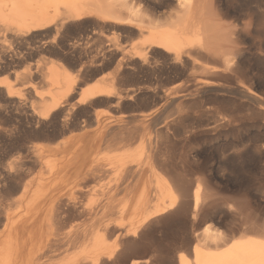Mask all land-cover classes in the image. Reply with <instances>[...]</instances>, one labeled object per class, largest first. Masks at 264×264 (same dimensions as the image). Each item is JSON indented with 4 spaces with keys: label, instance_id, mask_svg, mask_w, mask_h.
<instances>
[{
    "label": "bare ground",
    "instance_id": "obj_1",
    "mask_svg": "<svg viewBox=\"0 0 264 264\" xmlns=\"http://www.w3.org/2000/svg\"><path fill=\"white\" fill-rule=\"evenodd\" d=\"M160 1L147 9L140 0H0V39L5 43L0 42L13 45L7 44L8 49L4 46L7 50L0 53V66H23L18 73L12 70L16 73L12 80L0 78L5 97L19 103L23 91L30 89L38 99L35 103L39 101L38 111L33 110L35 103H29L32 112L37 111V119H58L65 125L70 124L72 115L87 108L84 106L105 103L111 109L123 105L127 109L140 94L157 97L161 93L164 104L181 101L209 89L214 77L234 71L231 64L237 55L233 52L236 46L232 51L223 47L229 39L222 27L228 11H222L218 0H175L173 11L158 13ZM210 59L214 62L211 67L205 62ZM194 71H199V76L190 80L189 72ZM174 73L188 78L164 88V81H173ZM90 79L93 81L88 83ZM17 82L20 86L15 88ZM246 92L252 94L248 89ZM17 103L13 104L18 108ZM145 115H137L139 127L144 126ZM131 118L124 113L96 112L80 118L78 127L76 123L81 131L76 142L59 144L57 151L63 155L44 157L42 150H35L47 169L35 180L28 177L23 181L21 194L13 201L20 211L0 213V264H52L40 260L47 249L51 247L54 252L56 246L62 249L61 256H66L55 264H102L119 252V245L112 247L108 242L116 232L123 239L130 237L126 245L133 246L141 229L163 214L175 208L197 214L203 187L196 185L191 195L190 183L180 175H172L170 181L162 173L165 161L156 157L155 165L151 143L130 144L136 136L133 133L138 134L133 124L128 127L129 119H137ZM144 127L139 128L141 137ZM32 161L35 165L36 160ZM24 166L20 164L15 171ZM71 169L75 176L69 180L66 177ZM97 180L101 181L96 184L98 197L84 202L83 195L93 190L89 186ZM43 184L50 185L44 189L40 187ZM111 215L133 219L125 225L111 224L106 219ZM204 233L200 245L178 253L177 264H264V233L229 241L209 228Z\"/></svg>",
    "mask_w": 264,
    "mask_h": 264
},
{
    "label": "rangeland",
    "instance_id": "obj_2",
    "mask_svg": "<svg viewBox=\"0 0 264 264\" xmlns=\"http://www.w3.org/2000/svg\"><path fill=\"white\" fill-rule=\"evenodd\" d=\"M140 1L144 6L147 5L145 6L147 9H150L154 1L157 0ZM218 1L222 11L229 13H227V17L223 18L225 21H222V23L224 22L222 27L226 29L231 42L229 39H227L229 43L225 40L223 47L225 49L230 47L232 51L236 46L234 48L236 51L233 50V52L237 54V59H234L237 64L234 62L231 64L234 71L227 70L224 73L226 76L220 74V78L214 77L213 85L209 86V89L207 87L199 94L195 92L190 97H183L181 101L178 100L179 103L169 100V103L164 104L161 93V96L158 93L157 97L154 94H140L131 102L133 104L131 107L126 109L125 105L121 106L123 111L121 108H114L115 112L114 109H111L113 107L110 108L105 103L94 105V107L84 106V108L87 107L86 110H80L72 115L70 124L64 125L58 119H37L38 116L35 115V112L38 111L39 107L36 106V103L39 101L35 103L36 97L32 94V90H24L23 93L26 97L22 94L18 100L19 103H17L16 99L8 100L4 95V90L0 88V213H17L19 208L13 201L21 194L23 181H27L28 177L30 180H35L44 174L43 172H46L47 168L42 167L44 159L35 155L36 149L42 150L44 157H48L50 154V157H59L63 155L61 151H57L59 144L64 142L70 145L76 142L81 135L80 129L77 128L81 119L89 115L92 116L96 112L103 115L124 113L129 118L131 115L133 120L135 117L137 118L135 121L130 119L128 121L129 128L132 126L133 129L137 128L132 131L140 134L139 128L145 126L143 137L133 133V136L136 135L133 137L136 142L132 139L134 141H131L130 144L142 142L143 145H147L146 141L151 143V147L156 153L153 155L155 165L157 166V158L165 161V165L161 169L162 173L169 179L175 174L180 175L190 183L191 195L196 185L200 184L203 187V197L196 215H193L189 209L182 211L175 208L176 210L174 209L172 213L163 214L158 221L141 229L139 234L134 237L135 244L133 246L126 245V241L130 237L127 239L118 237L120 232L109 236V244L112 247L119 245V252L111 258L112 260H106L102 264H129L132 260H140L137 264H177L179 252L186 253L191 250L193 245L202 243L201 240L206 237L204 233L206 228L220 233L226 241L246 234L260 235L264 233V0ZM160 2L162 7L157 9L158 13L173 11L171 9L176 3L175 0H161ZM0 40L2 41L3 38L1 37ZM2 42H0L1 54L10 46L13 47L8 41H6V46L3 44L5 41ZM2 44L4 50H2ZM205 62L209 67L214 65L211 59L205 60ZM21 66L7 67L8 69L0 66V78L12 80L14 75L21 71L23 67ZM12 70L17 72L14 73ZM199 73V71L189 72V79L198 77ZM172 76L174 77L173 81H164V88L174 86L188 78V75L178 77L176 73ZM92 79L95 80V78ZM92 79L88 83L92 82ZM14 85H16L15 88L20 86L18 82ZM192 89L195 90V88ZM246 89L252 94L247 93ZM31 96L33 99H30ZM24 99L27 100L24 101ZM180 102L182 106L179 105ZM13 103L15 106L17 103L19 107H15ZM29 103H35V105L32 106ZM31 106L33 110L35 108L37 111L32 112ZM156 107L157 109H155ZM128 109L130 111L132 109V111L130 112ZM139 111L142 112L139 113ZM136 114H146L144 126L139 127L138 119L140 118ZM15 119L16 122H13ZM34 159L36 160L35 165L32 161ZM75 161L77 160L75 159L74 163ZM19 163L26 164L23 167L24 171L22 169L15 171L20 168ZM21 171L26 174L23 173L22 176ZM73 172L74 169H71L66 178L72 179L75 176ZM97 183L99 184L101 181L97 180L96 183L88 185L93 190L87 192V196L83 195L84 202L86 200L87 203L88 201L90 203L98 197ZM49 185L43 184L40 187L46 189ZM2 189L4 190L2 191ZM140 216L141 214L133 219L111 215L106 219L112 221L111 224L125 225L131 219L137 221ZM57 247H54V252L51 247L50 251L47 249L48 251L44 252L46 253L45 257L40 261L44 259L43 261L48 260V263L55 264L66 256V254L61 256L62 249L59 250ZM212 247L216 248V246ZM27 250L28 248L24 252L27 253ZM39 257L37 260L40 259ZM50 258L55 259L52 261Z\"/></svg>",
    "mask_w": 264,
    "mask_h": 264
}]
</instances>
